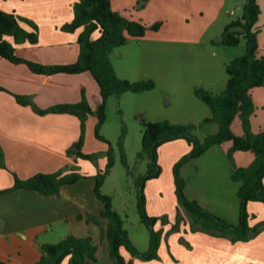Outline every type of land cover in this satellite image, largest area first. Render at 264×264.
<instances>
[{
    "label": "trees",
    "instance_id": "16d2710c",
    "mask_svg": "<svg viewBox=\"0 0 264 264\" xmlns=\"http://www.w3.org/2000/svg\"><path fill=\"white\" fill-rule=\"evenodd\" d=\"M148 0H138V7H143ZM112 0H78L73 4V18L61 26L66 32H75L82 28L78 36L79 55L75 62L69 64H42L17 54V46L23 43L37 45L40 41L39 25L27 17L14 12H7L0 8V57L6 58L15 64H25L36 73L43 75L54 74H80L89 73L99 88L100 104L96 110L97 123L95 125L96 138L107 144L105 152L106 164L104 168L94 175L96 197L102 202L101 215L108 220L106 234L110 240V257L114 264H133L121 252L124 247L132 256L143 260L160 259L159 248L163 239V230L156 229V224L166 217L150 215L147 211L146 183L149 179L156 178L161 172L158 162L159 148L162 144L177 139L186 140L191 146V151L184 155L177 163L178 171L175 174L176 194L182 210L191 218L190 225L193 232H206L213 236L225 237L233 242L248 241L256 237L264 229V219L251 224V214L248 210L249 202L264 204V129L253 132L251 116L255 111L252 89L264 85V55L259 56V28L257 22L261 14L258 0H243L240 14L226 24L219 42L228 46H237L245 40V52L231 60L226 71L228 79L226 86L220 93L203 86L194 89L195 95L205 102L211 115L205 117L197 125L194 123H175L168 119L147 121L143 120L142 148L137 154L138 160L147 158L148 171L144 175L135 177L124 148V134L118 145L121 160L126 167L128 176L135 178L137 186V209L141 221L149 228L151 238L149 247L141 251L130 238L129 231L124 228V219L114 208L111 195L104 193L102 188L108 175L116 163V150L112 142L101 133V128L107 120V103L111 96H121L125 92L141 93L156 87L153 79L132 81L119 76L113 64L111 53L120 46L126 45L130 38H140L146 35L148 28L159 30L161 21L150 27L142 21L130 19L113 10ZM98 32L99 35L94 37ZM12 38V40L10 39ZM215 42V41H214ZM5 90L0 86V91ZM21 105L32 106L39 114L68 113L76 115L80 120V138L67 151L69 156L95 162V154L86 153L87 122L93 109L90 105L85 90L82 98L77 103L56 104L49 108L38 107L32 99L15 94ZM240 117L243 134L234 133L232 124L236 117ZM208 123H217L219 129L208 134L203 140L198 138L194 131ZM232 141L230 155L236 150L252 151L254 160L248 166H234L230 176L239 183L237 196L240 201L239 223H230L225 218L201 206L196 200L185 196V180L179 174V168L190 161L199 158L215 145ZM0 163L2 161L0 160ZM86 177L79 172L78 167L60 169L55 172H39L28 178L15 175L12 186L0 189V194L16 190H31L44 195H59L61 189L74 184ZM79 218L82 215L78 216ZM97 221L93 215L87 217ZM184 222V215L180 212L171 231H179ZM41 256L36 264H62L69 258V264H88L89 261L98 260V247L92 237L67 235L57 242L42 243ZM0 264H8L0 260Z\"/></svg>",
    "mask_w": 264,
    "mask_h": 264
},
{
    "label": "crops",
    "instance_id": "0c3cea01",
    "mask_svg": "<svg viewBox=\"0 0 264 264\" xmlns=\"http://www.w3.org/2000/svg\"><path fill=\"white\" fill-rule=\"evenodd\" d=\"M76 1L78 0H0L2 10L32 19L40 27L39 43L37 45L27 42L20 44L17 46V54L41 63L45 62L44 59L49 57L52 59L55 56L65 59L64 61H67L65 63L75 62L79 55L77 40L82 28L75 32H66L61 29V26L72 20L73 4ZM258 1L261 6V14L257 22L258 41L260 46L263 45V49L259 48L258 55L261 56L264 55V0ZM180 2L148 0L143 7H138V0H112L111 4L113 10L130 19L142 21L149 27L157 21H162L159 30L148 28L146 32L149 34L151 30L152 38L157 41L189 42L190 38L178 32L177 21L175 24L170 23L171 17L177 14L181 18L183 15L193 13L194 10L204 13V4L194 1L187 11ZM237 3L238 0L235 1V4ZM227 5H229V0H218L214 6L216 17L220 14L217 12L222 10L229 13ZM164 28L169 29L170 32H163ZM44 33L47 34L46 37ZM98 35L99 33L96 32L94 37ZM50 48L59 51L49 55L34 52ZM69 50H71L70 53H68ZM85 74L89 73L36 74L25 64H15L0 57V86L5 89L0 91V160L2 161L0 163V189L12 186L15 175L28 178L39 172H55L60 169L67 170L72 166L78 167V163L86 161L74 155L69 156L67 153L68 149L80 138V120L76 115L39 114L32 106L18 103L15 97V94L26 96L32 99L38 107L44 109L56 104L77 103L81 100L82 92L86 89L85 86L89 80ZM54 76L79 78L77 80L82 85L78 93L80 100L78 101L77 91L73 89L70 90L64 102L57 100L55 96L47 101L42 100L46 86H48V78ZM85 93L93 109L87 122L86 136H88L90 121L95 125L97 123V116L94 115H96L101 98L99 88L93 100L86 90ZM252 97L255 111L251 116V127L253 132H259L264 129V85L253 88ZM239 118V116L236 117L232 124L233 131L237 135L244 132ZM183 140L172 141L176 142L173 143L176 145L170 147L175 148L174 157L176 159L179 157V151L185 153L192 149V146L189 143V146L186 145ZM232 146V141L215 145L199 159L209 158L212 155H221L224 159ZM84 151L89 153L86 149V141ZM254 158L255 154L252 151L236 150L233 152L234 166H248ZM226 165L224 161L222 166L227 167ZM83 174L86 177L74 184L64 186L59 195H44L24 189L0 194V260L8 264H36L41 256L40 245L42 243L57 242L67 235H89L93 243L98 246L99 252L104 250L105 259L99 254L97 261H89L88 264H114L108 257L110 252V240L106 234L108 220L101 215L104 206L94 192V175ZM257 209L263 216L251 220V224L264 219V207L253 202L248 203L250 213ZM89 214L93 215L97 221H87ZM79 215L82 217L79 218ZM187 238L195 244H202L203 247L217 255L214 261H192V264H264V229L248 241L233 242L228 238L213 236L202 231L188 233ZM121 252L127 260H132L133 264H188L186 261L160 263L156 261L157 259L141 261L138 257L132 256L124 247L121 248ZM164 254L165 246L161 242L159 255L164 256ZM62 264H69V258H65Z\"/></svg>",
    "mask_w": 264,
    "mask_h": 264
},
{
    "label": "rangeland",
    "instance_id": "374dc122",
    "mask_svg": "<svg viewBox=\"0 0 264 264\" xmlns=\"http://www.w3.org/2000/svg\"><path fill=\"white\" fill-rule=\"evenodd\" d=\"M176 1H181V5L187 11L194 1L204 4V13L194 10L192 15H183L179 18L175 14L171 17L170 23L175 24L177 21L178 32L182 36L190 38L189 42H160L152 38L151 33L153 32L149 30V34L140 38H130L126 45L117 47L111 53L119 76L132 81L153 79L156 82V87L149 91L141 93L129 91L121 96H111L107 103V120L101 128V133L112 142L116 150V163L106 178L102 190L112 196L114 208L124 219V228L129 231L130 238L141 251L148 249L151 234L149 228L141 221L137 209L135 178L128 176L126 167L121 160L118 143L124 130L123 141L128 162L135 177L144 175L148 171L149 160L147 158L138 160L137 158V154L142 148V121L168 119L175 123L199 125L205 117L211 115V110L195 95L194 89L197 86H203L215 93L222 92L228 79L227 64L235 57L242 55L246 47L244 39L237 46H228L219 42L226 24L240 14V9L236 8V0H229V5H227L229 13L222 10L217 12L220 13L218 17L214 12V6L218 0ZM233 10L235 14L231 13ZM165 31H167L166 33L170 32L167 28H164L163 32ZM46 35L44 33V37ZM260 47L263 49V45ZM57 51L50 48L34 52L49 55L57 53ZM44 60L45 62L42 64H69L65 63L67 62L64 61L65 59L56 56ZM85 76L89 79L85 90L93 100L98 88L89 74H85ZM48 79V86H46L47 89L44 91L45 95L42 100L47 101L55 96L57 100L64 102L71 89L77 91L78 101L80 100L78 93L82 85L77 80L79 78L54 76ZM218 129L217 123H208L198 127L194 133L203 140L208 134L215 133ZM183 141L189 146L186 140ZM173 143L176 142L170 141L160 146L158 162L161 172L158 177L149 179L145 187L148 213L167 218L164 223L160 220L156 224V229L163 230L162 242L165 246L164 256L160 255V259L156 261H160V263L186 261L188 264H192V261H214L217 257L214 252L187 238L188 233L196 232L191 230V218L179 205L175 174L178 171L177 163L191 149L185 153L179 151V157L176 159L174 157L175 148H170L176 145ZM86 149L89 153L95 154V162L81 161L77 164L78 170L81 173L96 175L100 169L104 168L107 144L96 138L95 123L93 124L92 121H90L89 133L86 136ZM224 161L227 163V167L222 166ZM234 165L233 152L230 155L229 150L224 159L221 155H212L204 159L196 158L182 165L179 168V174L185 180L184 193L188 199L196 200L201 206L225 218L230 223L238 224L240 201L237 190L239 183L232 180L229 174ZM253 203L264 207L261 202ZM179 208L184 215L185 223L182 224L179 231H171L172 225L178 219ZM251 214L256 215L251 220L263 216L258 209L251 211ZM87 221L91 220L87 218ZM97 253L98 256L101 254L105 259L103 257L104 250L100 253L98 249ZM108 257L113 261L110 253ZM141 261L148 260L141 259Z\"/></svg>",
    "mask_w": 264,
    "mask_h": 264
},
{
    "label": "water",
    "instance_id": "95a60500",
    "mask_svg": "<svg viewBox=\"0 0 264 264\" xmlns=\"http://www.w3.org/2000/svg\"><path fill=\"white\" fill-rule=\"evenodd\" d=\"M238 9L242 8V0H238V3L236 4Z\"/></svg>",
    "mask_w": 264,
    "mask_h": 264
},
{
    "label": "built area",
    "instance_id": "2783aa9c",
    "mask_svg": "<svg viewBox=\"0 0 264 264\" xmlns=\"http://www.w3.org/2000/svg\"><path fill=\"white\" fill-rule=\"evenodd\" d=\"M231 13H232V14H235V11L233 10V11H231Z\"/></svg>",
    "mask_w": 264,
    "mask_h": 264
}]
</instances>
